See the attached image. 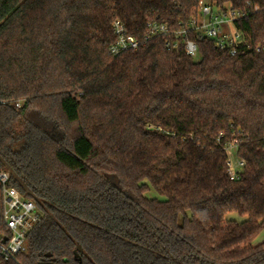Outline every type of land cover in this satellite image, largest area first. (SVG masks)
I'll return each mask as SVG.
<instances>
[{"label":"trees","instance_id":"16d2710c","mask_svg":"<svg viewBox=\"0 0 264 264\" xmlns=\"http://www.w3.org/2000/svg\"><path fill=\"white\" fill-rule=\"evenodd\" d=\"M206 1L246 12L235 55L147 37L199 0H0V171L41 215L0 264H264V0Z\"/></svg>","mask_w":264,"mask_h":264},{"label":"built area","instance_id":"2783aa9c","mask_svg":"<svg viewBox=\"0 0 264 264\" xmlns=\"http://www.w3.org/2000/svg\"><path fill=\"white\" fill-rule=\"evenodd\" d=\"M254 9L256 10L257 6ZM245 16V11L234 9L229 5H217L210 1L199 0L196 11L188 19L180 22L176 28H171L166 23L148 22L147 37L173 36L172 47H177L180 39L185 44L186 53L193 57L197 54V44L189 34L194 33L199 39L212 40L219 50L235 55L242 41V33L235 23ZM113 33L115 41L110 46L113 55L129 49L135 50L140 45L139 39L128 35L119 20L113 23ZM255 51L264 52V43L257 44ZM237 146L238 142L233 140L224 147L227 155V171L231 178H237L244 166V161L236 157ZM9 178L10 171H0L3 218L9 232L5 242L3 238L0 239V254L5 259H14L19 252L24 251L26 236L40 221L41 215L31 199L22 196L16 188L8 185Z\"/></svg>","mask_w":264,"mask_h":264},{"label":"rangeland","instance_id":"374dc122","mask_svg":"<svg viewBox=\"0 0 264 264\" xmlns=\"http://www.w3.org/2000/svg\"><path fill=\"white\" fill-rule=\"evenodd\" d=\"M193 59H194L195 61H198V60H199V56L196 54V55L193 56ZM148 195L153 196V195H155V192L150 191V192L148 193ZM225 218H226L227 220H234V221H237V222H242V221L246 220V217H241V216L237 215V214L234 213V212H232V213H228V214L225 216ZM263 240H264V229L260 232V234L257 236V238L254 240L253 243H254V244H258V243H260V242L263 241Z\"/></svg>","mask_w":264,"mask_h":264},{"label":"water","instance_id":"95a60500","mask_svg":"<svg viewBox=\"0 0 264 264\" xmlns=\"http://www.w3.org/2000/svg\"><path fill=\"white\" fill-rule=\"evenodd\" d=\"M6 240H7V237H4V238H3V242H5ZM81 250H82V249H81V246H78L77 250L74 251V256H75L76 259H79V258H78V255H79V254H78V251L81 252ZM50 264H53V263H50Z\"/></svg>","mask_w":264,"mask_h":264}]
</instances>
